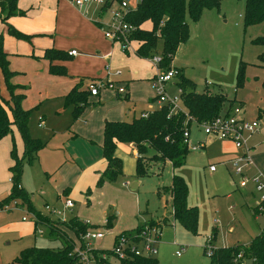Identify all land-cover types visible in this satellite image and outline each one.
<instances>
[{"label": "crops", "instance_id": "1", "mask_svg": "<svg viewBox=\"0 0 264 264\" xmlns=\"http://www.w3.org/2000/svg\"><path fill=\"white\" fill-rule=\"evenodd\" d=\"M16 7L21 14L9 16L4 22H0V41L2 50L7 55L9 68L15 73L14 83L21 87L20 92L23 94L21 108L29 110L30 107L36 110V129L43 127L44 121L52 127L54 125L52 120L48 121L47 118L50 115H53V118H59L61 113L66 112V122L63 126L65 139L62 141L65 151L58 152L60 150L54 148L53 151L41 149L36 153L35 160L37 162L40 160L42 163L43 175L45 178L52 177L53 179V185L49 187L51 196L44 194L48 190L42 192L43 188L41 187H39V189L41 188L40 194H44L45 200H50L52 204L56 201L60 205L59 192L65 195L68 193V197L79 204L85 199L90 208L81 212L80 204L74 214L71 209L68 210L70 214L67 219L76 217L92 226L94 225L91 221H100L105 225L108 219L111 225H115L111 226L110 237L112 238L119 233L133 231L139 225L131 219V215H134V206L138 203L137 197L134 198V195L118 188L116 182L96 186V182L106 166V161L101 155L102 129L105 122H130L141 114L157 108L150 85V80L155 72L154 65L148 59L135 56L134 51L137 48V43L132 41L126 52H122L117 43H111L103 37L102 28L106 20L102 16L103 11L96 6L76 9L66 0H17ZM7 27L26 36L27 39H18L9 35ZM183 44H180L177 49ZM48 50L59 52L63 58L56 57L51 60L45 58L44 52ZM71 51H74V55H70ZM172 61L170 66L173 67ZM49 66L62 67L64 74L49 73ZM106 66L109 67V73L104 70ZM115 70L120 71L119 76L112 74ZM98 79H107L117 86L123 85L124 94L118 95L112 90L103 89L95 97L88 95L86 105L79 115L72 119L70 107L63 106L64 96L74 86L86 91L87 83ZM171 90L172 87L169 91ZM27 101H30L28 104L30 106H25ZM153 104H155V108H153ZM148 108H150L149 111H146ZM39 122L41 123L40 127L37 126ZM191 127L189 144H200V147L190 151L205 153L204 142L192 140L194 136H192ZM211 140L217 142L219 147L216 164L219 168H224L227 175L230 176V172L233 173V171L229 162L239 157L241 151L236 150L228 141ZM12 143L16 156L20 157L23 147L16 129H11L9 136L6 135L0 139V201L9 194L11 188V183L8 181L10 179L8 168L12 165L9 156ZM249 154L250 162L243 166V174L249 177L258 175L264 180V145L259 144L256 147L251 145ZM115 156L122 162V171L124 169L119 186H129L131 190H136L140 185L138 181L141 178L136 179L133 176L134 160L138 156L134 145L117 143ZM124 163H128V168H124ZM157 163L159 162H152L150 165L156 167ZM166 163L170 168L169 185L171 176L174 175V169L167 161L162 162V166ZM129 165H132V168ZM156 169L158 171V168ZM208 172L214 173L215 170L208 169ZM158 174V172H153L152 175ZM233 175L235 174L233 173ZM19 186L24 192L28 191V185L22 177ZM238 188L234 180L229 178L228 193L230 194V191ZM156 193L158 194L157 198L162 199L165 204L169 202L170 205V196L167 192ZM86 194L89 196H85ZM117 195L131 196L130 211L125 212V209L116 200ZM29 197L31 204L34 205L35 198ZM44 203L47 205V201ZM20 207V210L4 211L0 209V264H6L13 259L8 261L12 253L5 247L10 245L9 239L16 237L15 233L26 235L30 231L33 233L35 231L33 220L30 221L26 217V215L29 217L30 215L24 207ZM111 209L113 210V219L109 218L107 213ZM145 210L144 215L149 216L153 221L162 223L161 219L165 218V223L162 225L168 224L167 212L151 214L147 209ZM169 211L171 212V208ZM14 214L20 215V222L13 221ZM261 230L264 228H261L256 234Z\"/></svg>", "mask_w": 264, "mask_h": 264}, {"label": "rangeland", "instance_id": "2", "mask_svg": "<svg viewBox=\"0 0 264 264\" xmlns=\"http://www.w3.org/2000/svg\"><path fill=\"white\" fill-rule=\"evenodd\" d=\"M120 1L124 2L128 8H133L136 3L135 0ZM117 3L118 1L113 4L112 8L117 9ZM242 10L243 0H220L217 9L202 10L196 22L187 20L190 29L189 38L175 52L172 64L173 67L179 69L180 74L185 79L193 84L195 92L201 93L207 90L211 94H220L226 99L225 109L228 103L232 102V106L240 105L242 107L245 120L257 121L259 125L257 133L249 139V146L256 147L259 144L264 145V87L261 86L264 77V62H260L258 59V56L264 51V47L255 45L252 41L258 36L264 35V22L243 28ZM102 11V16L106 20L103 23V35V30L106 29L105 24L109 22L110 15L108 9ZM143 26L149 28L148 23ZM131 42L129 41V43ZM157 49L159 50V43ZM239 64L244 66L242 71L244 81L241 86L236 87L235 78ZM176 80L171 83L174 84ZM170 87L173 91H169ZM177 89L175 85H166L165 87L166 94L169 96L177 94ZM0 96L5 100L8 99L1 77ZM28 104L30 101H27L25 106H30ZM152 106L153 108L156 107L155 104ZM224 108L220 112V116H224ZM29 109H31L28 123L29 136L44 143L43 148H41L43 151H53L57 148L60 150L58 152H64L62 141L65 139L63 126L66 122V112L61 113L59 118H53V115L47 118L48 121L52 120L54 124L52 127L44 121L43 127L36 129V110L30 107ZM196 128L194 125L191 127V133L194 136L192 140L204 142L205 153L189 150L184 165L173 170V174L181 176L186 184L187 205L194 206L197 210L194 232L184 229L179 223L173 221L169 214V202L165 204L162 199L157 198L156 192L162 194L163 186L168 185L169 182L170 168L167 163L163 166L162 163H157L156 167L150 163L145 164L146 167L150 166L148 174L138 181L140 185L136 190H131L129 186H119L120 177L114 181L118 188L134 195V198L137 197L138 203L134 206V215H131V219L135 220L136 224L142 225L153 221L149 216L144 215L145 209L151 214L167 212L168 224L160 226L156 253L153 255L157 264H208V258L204 253L208 252L209 246L212 245L216 248L235 243L246 244L249 238L264 228V217H254L250 211L251 207L258 205L256 204L258 196L253 191L252 185L247 183L245 187L228 193V179H233L237 184L238 178L231 172L228 176L224 168L218 167L216 164V159L219 157L218 143L212 141L210 137L203 136L201 129ZM11 129L15 130V127L11 126ZM210 165L215 167L214 173L208 172ZM129 166L132 168V165ZM42 168L43 165L40 160L39 162L35 160L31 165L23 163L21 171V177L28 185V191L25 190L26 194L35 198L34 205H32L35 210L55 220L57 217L54 214H49L44 210V202L47 201L46 204L50 208H59L65 198L74 203V207L70 208L73 214L79 209L80 204L81 212L90 208L85 199L79 204L70 199L68 193L66 195L61 192L58 193L61 205L56 201L52 204L50 200H45L44 194L51 196L49 187L53 185V179L52 177L50 179L45 178ZM124 168H128V163H124ZM153 172L159 174L154 176L152 175ZM246 177L255 176L246 175ZM39 187L43 188L42 192L48 190L47 193L40 194L41 188L39 189ZM130 197L119 195L116 199L125 209V212L130 211L132 207ZM55 205L57 206L53 207ZM107 213L109 218L113 219V210L111 209ZM69 214L68 211H65L63 217L67 219ZM26 217L32 221L28 215ZM12 218L13 221L20 222L19 214H14ZM161 220L165 223V218ZM91 223L95 228L102 230L104 234L103 239L93 243L94 247L99 250H110L113 241L110 237L111 226L115 225L106 227L100 221H91ZM155 224L156 221L152 226ZM39 230L41 233H38ZM211 230L214 231V237L210 239ZM15 234L16 237L9 239L10 245L5 247L12 253L8 261L14 258L19 250L25 248L60 246V241L53 240L44 227H37L34 233L30 231L26 235ZM209 241L211 245H209ZM175 252H178L179 255L176 256ZM112 261L116 262L115 260Z\"/></svg>", "mask_w": 264, "mask_h": 264}, {"label": "trees", "instance_id": "3", "mask_svg": "<svg viewBox=\"0 0 264 264\" xmlns=\"http://www.w3.org/2000/svg\"><path fill=\"white\" fill-rule=\"evenodd\" d=\"M119 2L120 0H110ZM220 0H141L130 9L125 16V22L131 27L128 39L137 43L135 56L150 60L158 53V66L167 70L174 57L177 47L189 38L187 20L196 22L202 10L217 9ZM17 0H0V22L9 16L21 14L16 7ZM264 22V0H243L242 26L246 28ZM149 23V29L143 25ZM7 33L18 39H27L26 36L7 27ZM159 43V50L157 45ZM253 44L264 47V35L258 36ZM158 51V52H157ZM126 52V51H125ZM44 57L63 58L59 52L45 51ZM264 62V51L258 56ZM236 74V87L242 85L243 65L239 64ZM48 72L54 75L64 74V69L49 66ZM15 73L10 70L7 55L3 52L0 41V77L3 81L8 99L0 96V139L11 133V126L15 127L21 142L22 155L16 156L14 144L11 145L10 159L12 165L8 168L10 173L11 188L9 194L0 201V208L12 201L24 207L34 222V228L44 227L53 240H59L60 246L43 248L29 247L22 249L6 264H72L75 259L69 255L74 243L80 240L92 225L78 220L76 217L64 221L52 219L35 210L30 202V197L20 186V177L23 163L31 164L36 153L43 148L44 143L29 136L28 123L31 109L21 108L23 94L21 87L14 83ZM174 85L180 90L179 105L181 111L169 113L166 104L157 106L147 112L146 117L134 118L130 122H105L102 129L101 155L106 161V166L96 182V186L103 183H113L123 175L122 162L115 156L116 144H133L137 157L134 160L133 176L140 179L148 174L145 164L152 162H169L175 169L184 164L189 149L183 142L182 133L190 131L192 125L199 128L204 121H210L220 115L226 99L220 94H211L207 90L195 92L193 84L185 79L179 71ZM174 79V80H175ZM264 87V77L261 82ZM88 93L74 86L63 98V106L70 107L71 117L75 119L86 105ZM240 106V105H239ZM232 102L228 103L231 108ZM260 117V116H259ZM19 186V187H18ZM170 196L171 219L179 223L184 229L194 232L197 222V210L186 203L187 187L184 180L177 175H172L170 184L162 188ZM251 214L255 217V207H251ZM106 227L111 223L107 219ZM164 222H156L162 226ZM142 225H154L151 221ZM138 225L134 230L142 227ZM133 230V231H134ZM214 237L211 231L210 239ZM209 245L210 241H209ZM210 253H204L208 264H264V230L250 238L246 244H234L228 247L209 246ZM239 255V258L237 256ZM108 264H157L153 257H132L126 262Z\"/></svg>", "mask_w": 264, "mask_h": 264}, {"label": "built area", "instance_id": "4", "mask_svg": "<svg viewBox=\"0 0 264 264\" xmlns=\"http://www.w3.org/2000/svg\"><path fill=\"white\" fill-rule=\"evenodd\" d=\"M76 9H85L88 6H98L99 9H108L110 19L107 24H105L106 29L103 30V36L111 43H117L122 52L128 49L129 45V31L131 27L125 22V16L128 11L133 8H128L124 2L119 1L117 3V9L111 7L112 3L110 0H66ZM139 3L141 0H135ZM70 55H74V51L70 52ZM150 62L155 67V72L150 80L151 89L153 91L154 102L157 106L166 104L169 107V113H174L176 111H181L179 106V93L180 90L177 89V94L168 95L166 94L165 87L170 84L178 75L179 70L175 67L169 66L167 70H162L159 68V57L157 55L150 59ZM106 73H109V67H104ZM114 76H119L120 71L115 70L112 73ZM107 89L112 90L118 95H122L125 92L123 85H115L109 80H91L86 85V91L89 96L95 97L98 95L100 90ZM147 113H143L140 117H146ZM40 122L37 124L40 127ZM257 121H247L245 120L243 110L241 106H233L228 108V112L224 116L218 115L210 121H204L200 124L199 129H201L202 134L206 137H210L215 140L228 141L233 147L241 151L239 157L230 160V166L235 175L238 176L237 187H245L247 183L253 186V191L258 196V202L255 206L256 214L255 217H264V180L260 177L255 176L252 178L246 177L242 168L244 165L249 164V152L251 147L249 146V139L258 129ZM183 142L186 143L187 148L191 151L196 150L200 147L198 145H190L189 131L185 130L182 133ZM210 171L214 170V166H209ZM10 182V179H8ZM19 187V186H18ZM73 206L71 200L65 198L62 202L60 208H50L48 205H44V210L49 214H54L57 219L64 221V212L68 211ZM1 210L10 209H21L20 205L16 201H12L8 204L3 205ZM24 220V218H22ZM106 226V225H104ZM38 233H41L39 230ZM160 233V227L142 225L141 228L130 231L122 232L115 235L112 239V245L110 250H99L94 247L93 243L103 239L104 234L102 230L92 227L87 230L84 235L80 237V240L74 243L72 251L69 255L75 259L72 264H108L114 262L116 263L126 262L132 257H150L156 253V244L158 241ZM210 253V249L207 254ZM178 256L179 253L175 252ZM239 258V255L237 256ZM239 264H243L240 262Z\"/></svg>", "mask_w": 264, "mask_h": 264}]
</instances>
